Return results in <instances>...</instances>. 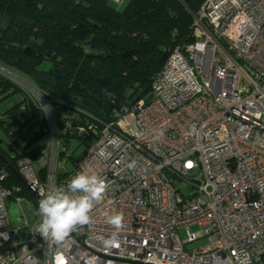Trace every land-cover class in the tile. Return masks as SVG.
Listing matches in <instances>:
<instances>
[{"label": "built area", "instance_id": "built-area-1", "mask_svg": "<svg viewBox=\"0 0 264 264\" xmlns=\"http://www.w3.org/2000/svg\"><path fill=\"white\" fill-rule=\"evenodd\" d=\"M192 26L148 100L99 126H72L65 115L91 143L64 174L52 100L25 76L5 75L49 127L41 155L17 162L26 185L41 199L91 168L109 187L93 222L56 245L33 232L40 217L29 200L13 201L10 222L0 173V264H264V0H204ZM115 213L119 231L106 218Z\"/></svg>", "mask_w": 264, "mask_h": 264}, {"label": "trees", "instance_id": "trees-1", "mask_svg": "<svg viewBox=\"0 0 264 264\" xmlns=\"http://www.w3.org/2000/svg\"><path fill=\"white\" fill-rule=\"evenodd\" d=\"M203 1L0 0V65L52 100L59 157H66L72 138L86 146L89 139L70 129L65 115L72 126H99L148 100L174 47L193 40V15ZM14 93L19 100L0 113L12 143L5 149L0 140L2 183L10 190L9 204L22 198L38 212L40 198L19 175L17 162L41 155L48 122L38 104L0 73V103ZM68 157L73 167L80 158Z\"/></svg>", "mask_w": 264, "mask_h": 264}, {"label": "clouds", "instance_id": "clouds-1", "mask_svg": "<svg viewBox=\"0 0 264 264\" xmlns=\"http://www.w3.org/2000/svg\"><path fill=\"white\" fill-rule=\"evenodd\" d=\"M103 155V153H101ZM136 162L128 167L135 168ZM109 185L93 169L76 173L66 186L41 192L37 215L39 223L33 232L52 244L64 243L79 227L93 222L94 209L105 198ZM107 222L117 231L123 227V215H106Z\"/></svg>", "mask_w": 264, "mask_h": 264}, {"label": "rangeland", "instance_id": "rangeland-1", "mask_svg": "<svg viewBox=\"0 0 264 264\" xmlns=\"http://www.w3.org/2000/svg\"><path fill=\"white\" fill-rule=\"evenodd\" d=\"M114 4L117 7H121V5L118 3H114ZM8 69L9 70H7V72L5 74L4 73L5 70L3 71V69L0 68V73L10 77L13 80H15L16 77L23 76V75L17 73L16 71H13L10 68H8ZM18 100H19V94L18 93H14V94L10 95L8 98H6L5 100H3L0 103V113L2 114L3 112H5V110H7L9 107H11L13 104H15ZM0 140H2V145H3V148H5V149H7L10 144H12L10 138L5 134V132L3 131L1 126H0ZM90 143H91V139L87 141V144H90ZM86 147H87L86 144L82 143L81 140H79L77 138H72L70 140L69 146L67 147V154H66L67 156L66 157L62 156V158H60L61 164L58 167V173L64 174L66 170L70 171L73 168V164H72V160L68 156H71L73 154V156L75 158H79L83 154ZM182 190L185 194L189 193L187 186L183 185ZM8 210H9L10 222L12 224H14L15 223V217L18 214V207L13 201H11V203L8 206ZM206 242H207L206 237H202V238H198L197 240L188 243L186 245V247L188 249H193L195 247H198L200 245L205 244Z\"/></svg>", "mask_w": 264, "mask_h": 264}, {"label": "water", "instance_id": "water-1", "mask_svg": "<svg viewBox=\"0 0 264 264\" xmlns=\"http://www.w3.org/2000/svg\"><path fill=\"white\" fill-rule=\"evenodd\" d=\"M27 186H28V188H29L30 190H32L31 187H30L29 185H27Z\"/></svg>", "mask_w": 264, "mask_h": 264}]
</instances>
